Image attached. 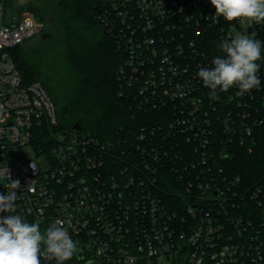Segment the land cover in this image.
I'll return each instance as SVG.
<instances>
[{"label": "built area", "instance_id": "built-area-1", "mask_svg": "<svg viewBox=\"0 0 264 264\" xmlns=\"http://www.w3.org/2000/svg\"><path fill=\"white\" fill-rule=\"evenodd\" d=\"M215 12L210 0H113L104 9L100 20L126 54L122 92L135 94L139 110L167 111L161 123L104 141L82 130L55 131L54 101L40 82L23 84L10 52L45 25L32 13L9 23L0 0V193L8 170L21 184L15 214L42 232L63 221L78 242L73 260L264 264V220L237 212L250 201L264 207V184L244 190L223 164L251 135L250 114L218 115L197 76L212 67L200 35L220 26L230 42L258 24L227 22ZM255 113L254 126L261 125L264 107ZM26 147L36 159L26 158Z\"/></svg>", "mask_w": 264, "mask_h": 264}, {"label": "trees", "instance_id": "trees-1", "mask_svg": "<svg viewBox=\"0 0 264 264\" xmlns=\"http://www.w3.org/2000/svg\"><path fill=\"white\" fill-rule=\"evenodd\" d=\"M16 1L3 0L5 13L26 9L42 21L45 28L51 23L59 27V37L53 39L52 36V39L62 49V59L67 74L69 72L73 78L72 84L69 80L66 83L57 80L52 85L37 80L39 77L36 78L34 70L26 67L22 48L25 42L10 51L23 84L28 86L40 82L54 101L59 122L56 132L76 130L74 126L79 124L85 134L109 141L115 139L118 133L128 132L129 128L146 124L153 126L164 120L167 111L139 110L133 100L135 94L122 92L119 68L124 65L126 54L100 20V15L113 0H28L20 7L14 6ZM254 29V33H248V36L264 42V22L255 25ZM220 30V26H215L200 35L201 39L198 38L202 40L205 35L201 45L211 60L222 55L217 46L228 40ZM257 63L260 64V89L255 88L251 93L238 96V88L233 87L227 93L219 92L220 98L216 100L221 110L218 115H222V109H230L235 114L242 111L250 114L251 135L243 144L239 141L232 158L223 163L231 175L241 178L244 190L264 184V121L257 126L253 121L256 106L264 107V48L262 59ZM240 101L246 106L238 107ZM241 211L248 212L259 222L264 220V207L260 208L254 202H247L246 206L241 203L237 212Z\"/></svg>", "mask_w": 264, "mask_h": 264}, {"label": "clouds", "instance_id": "clouds-1", "mask_svg": "<svg viewBox=\"0 0 264 264\" xmlns=\"http://www.w3.org/2000/svg\"><path fill=\"white\" fill-rule=\"evenodd\" d=\"M210 3L216 10L213 18L264 22V0H210ZM217 47L222 55L213 58L212 67H201L197 73L210 89V100H218L219 92L227 93L233 87L238 88V96H243L261 85L257 62L262 59L264 42L236 34L230 42L225 40ZM6 178L7 192L0 193V213L7 214L0 215V264H42V260L65 264L77 255L78 242L71 238L63 221L53 222L42 232L38 223H29L15 214L21 184L18 179H10L8 170Z\"/></svg>", "mask_w": 264, "mask_h": 264}, {"label": "rangeland", "instance_id": "rangeland-1", "mask_svg": "<svg viewBox=\"0 0 264 264\" xmlns=\"http://www.w3.org/2000/svg\"><path fill=\"white\" fill-rule=\"evenodd\" d=\"M27 1L28 0H17L14 3V6H23L27 3ZM28 13L32 12L26 9H20L19 11L8 10L5 13V19L9 23H16L23 16L28 15ZM44 29L40 34L25 41L24 46H22L25 52L24 57L26 67L34 70L36 73L35 76L36 78L39 77L37 80H40V82H49V84L52 85L55 84L57 80L59 83H66L69 80V83L72 84L73 78L69 76V72L67 74V68L62 59V49L55 42H53V39H57L59 37V27L51 23ZM46 36H49L51 39ZM65 83H63V85H67ZM24 153L27 159L37 158L35 151L31 147H26L24 149ZM71 264H81V262H77V260L74 262L72 259Z\"/></svg>", "mask_w": 264, "mask_h": 264}, {"label": "water", "instance_id": "water-1", "mask_svg": "<svg viewBox=\"0 0 264 264\" xmlns=\"http://www.w3.org/2000/svg\"><path fill=\"white\" fill-rule=\"evenodd\" d=\"M253 31H254V29H253L252 27H249V29H248V33H249L250 35L253 33ZM74 129H76V130H81V126H80L79 124H76V125L74 126ZM78 256L81 257L80 254H79Z\"/></svg>", "mask_w": 264, "mask_h": 264}]
</instances>
